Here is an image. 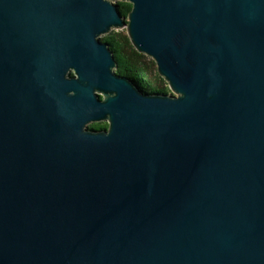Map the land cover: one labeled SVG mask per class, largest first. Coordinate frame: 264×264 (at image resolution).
Returning <instances> with one entry per match:
<instances>
[{
  "label": "water",
  "instance_id": "95a60500",
  "mask_svg": "<svg viewBox=\"0 0 264 264\" xmlns=\"http://www.w3.org/2000/svg\"><path fill=\"white\" fill-rule=\"evenodd\" d=\"M0 264H264V0H0Z\"/></svg>",
  "mask_w": 264,
  "mask_h": 264
},
{
  "label": "trees",
  "instance_id": "16d2710c",
  "mask_svg": "<svg viewBox=\"0 0 264 264\" xmlns=\"http://www.w3.org/2000/svg\"><path fill=\"white\" fill-rule=\"evenodd\" d=\"M119 3L122 12L128 15L132 10V3L128 1H120ZM103 40L110 42L116 51L119 59L118 73L134 77L146 90L170 91L168 83L158 71L156 61L139 52L133 45L129 35L114 33L106 35ZM91 126L94 128H105L108 123H94Z\"/></svg>",
  "mask_w": 264,
  "mask_h": 264
},
{
  "label": "rangeland",
  "instance_id": "374dc122",
  "mask_svg": "<svg viewBox=\"0 0 264 264\" xmlns=\"http://www.w3.org/2000/svg\"><path fill=\"white\" fill-rule=\"evenodd\" d=\"M119 2V1H118ZM114 33H120V34H123V35H129L128 34V29L127 28H121V29H118V30H114L111 34H114ZM106 35H103V37H105ZM149 57V56H148ZM149 58H151V57H149ZM150 80H152L151 78H150ZM153 81V80H152Z\"/></svg>",
  "mask_w": 264,
  "mask_h": 264
},
{
  "label": "flooded vegetation",
  "instance_id": "af4514ba",
  "mask_svg": "<svg viewBox=\"0 0 264 264\" xmlns=\"http://www.w3.org/2000/svg\"><path fill=\"white\" fill-rule=\"evenodd\" d=\"M106 123H108V122H106ZM108 126H109V123H108ZM108 126H107V127H108ZM105 128H106V127H105Z\"/></svg>",
  "mask_w": 264,
  "mask_h": 264
}]
</instances>
